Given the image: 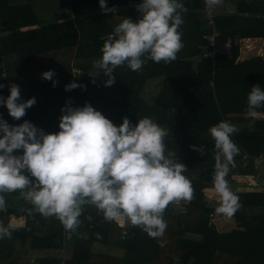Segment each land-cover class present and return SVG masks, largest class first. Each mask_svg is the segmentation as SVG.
<instances>
[{"label":"trees","instance_id":"1","mask_svg":"<svg viewBox=\"0 0 264 264\" xmlns=\"http://www.w3.org/2000/svg\"><path fill=\"white\" fill-rule=\"evenodd\" d=\"M61 1L67 13L45 21L38 17L34 0H0V84L4 85L0 97H7L8 85L15 83L21 100L36 98L21 120H14L2 104L0 117L17 125L28 120L46 133L59 130L66 103L87 102L111 121L127 117L135 124L140 117H150L169 131L166 150L176 151L194 190V198L180 204L182 211H172L173 204L168 205L163 214L167 228L159 238L127 221L106 222L94 206L86 205L80 226L68 231L72 238L64 263L264 264V191L233 190L241 207L229 230L218 229L215 206L206 198V190L213 188L215 164L211 126L228 121L239 129L232 136L240 151L226 177L230 189L234 176L254 175L256 160L264 158V117L246 118L250 88L264 89V56L240 59L242 44L235 42L229 54L208 56L212 46L205 37L210 26L204 0H180L188 11L179 29L183 47L176 60L168 64L146 60L140 71L118 67L115 82L105 87L106 77L98 75L93 61L101 57V47L115 25L124 17L138 18L135 5L141 0H106L109 9L104 11L98 0ZM212 20L219 32L215 43L262 38L264 48V0H222ZM49 69L55 72V86L41 77ZM156 78L157 91L146 97L145 85ZM73 80L85 88L66 91L64 86ZM257 114H264V106ZM191 145L203 147V156ZM0 195L7 204V210L0 211V224L21 225L10 239H0V264H59L67 232L61 223L55 217L29 216L25 209L31 205L19 193Z\"/></svg>","mask_w":264,"mask_h":264},{"label":"clouds","instance_id":"2","mask_svg":"<svg viewBox=\"0 0 264 264\" xmlns=\"http://www.w3.org/2000/svg\"><path fill=\"white\" fill-rule=\"evenodd\" d=\"M98 3L102 11L109 9L106 0ZM204 3L211 16L222 0ZM135 7L138 18L124 17L115 25L101 47V57L93 61L100 70L98 75L106 77L105 87L115 82L116 68L127 65L140 71L146 60L168 64L183 47L179 29L188 9L180 0H141ZM54 75L51 69L41 73L55 86ZM77 87L85 85L73 80L64 86L66 91ZM8 88L9 94L0 97V104L14 120H21L36 98L21 100L15 83ZM262 106L264 89L253 85L247 94L246 118L256 117ZM58 128L46 133L28 120L17 125L0 117V193H19L31 205L25 209L29 216L55 217L66 231H75L84 207L90 205L106 222L127 221L149 237L159 238L167 228L163 214L168 205L194 198L191 181L184 175L186 166L178 162L176 151L166 150L164 140L169 131L152 118L140 117L133 124L122 117L115 125L87 102L83 106L66 103ZM238 131L228 121L208 129L215 149L213 188L219 198L214 212L227 219L241 207L226 179L240 151L232 140ZM191 147L203 156V147ZM6 210L5 196L0 195V211ZM20 226L0 224V239H10Z\"/></svg>","mask_w":264,"mask_h":264},{"label":"rangeland","instance_id":"3","mask_svg":"<svg viewBox=\"0 0 264 264\" xmlns=\"http://www.w3.org/2000/svg\"><path fill=\"white\" fill-rule=\"evenodd\" d=\"M34 8H35V11L38 17L45 21H52L58 18V16L67 13V6L61 0H34ZM229 8L232 9L231 6H229ZM247 43L255 45L256 48L262 47L261 41L257 39L254 41V43L253 42L252 43L247 42ZM242 47L244 46L242 45ZM246 50L247 49H243L242 54H244V52L245 54L248 53V56L258 54L256 50L253 48L251 50H247V51ZM159 81H160L159 78L153 79L152 81H148L149 83L145 85L144 90H143V93L146 97H150V94H149L150 92H153L154 94V92L157 91ZM263 117H264V114H257L256 116V118H263ZM257 165H258L257 167L259 168V170H257V172L255 173V179L257 180V183H259V185L261 186L260 189H264L263 188L264 187V161H259ZM234 184L236 185V180ZM232 188H236V186ZM206 198L209 200V202L212 205H214L215 207L217 206L219 198L213 190H208V189L206 190ZM182 210L183 208L181 207H175V206L172 207V211L179 212ZM124 222L125 221H121V223H124ZM214 222L217 225L218 229L220 230H229L232 227H234V224H235L233 218L227 219L219 215H214ZM20 258L21 260H23L24 255H22Z\"/></svg>","mask_w":264,"mask_h":264},{"label":"crops","instance_id":"4","mask_svg":"<svg viewBox=\"0 0 264 264\" xmlns=\"http://www.w3.org/2000/svg\"><path fill=\"white\" fill-rule=\"evenodd\" d=\"M134 4H136V3H133V2L131 3V5H134ZM229 6L230 5H228V10L233 11L234 8L231 6L232 7V9H231V8H229ZM118 8L119 7H117V6L116 7H112V9L114 11L117 10ZM256 39L261 41L262 47L256 48L255 45L247 43V42H251V43L253 42L254 43V41ZM245 43H247V44H245ZM241 44L244 47H241L240 59H244V58L248 57V53L245 54V52H244V54H242L243 49L251 50L253 48L258 53V54H255V55H263L264 56V48H263V39L262 38H252V37L241 38ZM112 122L114 124H120L122 122V117H120V118H112ZM259 161H264V158L261 157V158H258L256 160V172H257V170H259V168L257 167L258 166L257 164H258ZM235 180H236V185L234 184ZM234 186H236V188H231V191H233V190H236L237 192L264 191V189H260L261 186L259 185V183H257V180L255 179V174L254 175H250V176H248V175H236V176H234L233 177V187ZM208 190H213L214 191V188H211V189H208ZM68 246H70V243L68 244ZM96 248L99 249L100 245H96Z\"/></svg>","mask_w":264,"mask_h":264},{"label":"built area","instance_id":"5","mask_svg":"<svg viewBox=\"0 0 264 264\" xmlns=\"http://www.w3.org/2000/svg\"><path fill=\"white\" fill-rule=\"evenodd\" d=\"M207 19H208L207 24H208V26H210V32L208 34H206L205 37L210 42V44L212 46L210 52L208 53V56L213 57L216 52L229 54L231 51V46H232L233 42L241 43V38H234V39L228 38L225 42H223L221 44L215 43V37L219 34V32L214 27L212 15L211 16L207 15ZM182 202L183 201H181L179 204H176V203H172V204L175 207H180L181 206L180 204ZM123 232L125 233V231H123ZM71 238H72V235L70 232L67 231L63 234V246H62V252L60 253L61 259L59 260V264H65L64 259H65V255H66V248H67V246L69 244V240H71Z\"/></svg>","mask_w":264,"mask_h":264},{"label":"bare ground","instance_id":"6","mask_svg":"<svg viewBox=\"0 0 264 264\" xmlns=\"http://www.w3.org/2000/svg\"><path fill=\"white\" fill-rule=\"evenodd\" d=\"M219 224V223H218ZM221 224V223H220Z\"/></svg>","mask_w":264,"mask_h":264}]
</instances>
